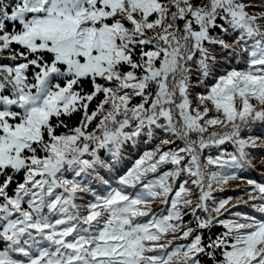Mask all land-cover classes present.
<instances>
[{
	"label": "snow or ice",
	"instance_id": "snow-or-ice-1",
	"mask_svg": "<svg viewBox=\"0 0 264 264\" xmlns=\"http://www.w3.org/2000/svg\"><path fill=\"white\" fill-rule=\"evenodd\" d=\"M260 128L264 0H0V264H264Z\"/></svg>",
	"mask_w": 264,
	"mask_h": 264
},
{
	"label": "trees",
	"instance_id": "trees-1",
	"mask_svg": "<svg viewBox=\"0 0 264 264\" xmlns=\"http://www.w3.org/2000/svg\"><path fill=\"white\" fill-rule=\"evenodd\" d=\"M252 134L253 135H264V128L257 129ZM253 154L256 158V162L259 164L260 158L264 157V150H253ZM261 171H264V169H257L255 171L246 169L243 172V175H245L249 178H252V179H256V180H258V182H264V175H261ZM238 184H240L239 181L233 183L232 185H230V187L236 188ZM242 186L243 185H241V187ZM223 195L224 196H237V195H241V193L239 191H235V192L228 191V192L223 193Z\"/></svg>",
	"mask_w": 264,
	"mask_h": 264
}]
</instances>
